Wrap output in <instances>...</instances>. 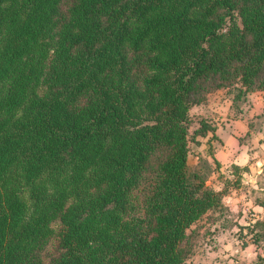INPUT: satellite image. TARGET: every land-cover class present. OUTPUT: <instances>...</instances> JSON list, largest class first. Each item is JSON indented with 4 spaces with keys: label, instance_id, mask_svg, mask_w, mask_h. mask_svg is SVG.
<instances>
[{
    "label": "trees",
    "instance_id": "1",
    "mask_svg": "<svg viewBox=\"0 0 264 264\" xmlns=\"http://www.w3.org/2000/svg\"><path fill=\"white\" fill-rule=\"evenodd\" d=\"M222 88L264 89V0H0V264H196Z\"/></svg>",
    "mask_w": 264,
    "mask_h": 264
},
{
    "label": "crops",
    "instance_id": "2",
    "mask_svg": "<svg viewBox=\"0 0 264 264\" xmlns=\"http://www.w3.org/2000/svg\"><path fill=\"white\" fill-rule=\"evenodd\" d=\"M247 98L246 103H235L228 89L222 88L197 105L200 120L216 128L202 138L195 163L207 155L214 167L208 184L224 191L227 209L222 219L211 224L214 247L200 251L198 264H253L259 255L264 257V241L256 244L250 231L264 219V89ZM206 142L214 145L211 153Z\"/></svg>",
    "mask_w": 264,
    "mask_h": 264
},
{
    "label": "rangeland",
    "instance_id": "3",
    "mask_svg": "<svg viewBox=\"0 0 264 264\" xmlns=\"http://www.w3.org/2000/svg\"><path fill=\"white\" fill-rule=\"evenodd\" d=\"M198 112H199V110H198V107L197 106H194L193 108H192V111H191V114H192V124H191V133H190V135H191V137H193L194 136V130H195V128H197V126L199 125V121H200V118H199V116H197L198 115ZM205 142V141H204ZM209 143L210 142H206V150H207V152L209 153H211L212 151H213V148H214V145H209ZM198 145H196V143L195 142H191V154H190V164L192 165V166H196L197 165V163H195V161H196V158H195V156L197 155L196 154V152L197 151H199L200 149H199V147H197ZM206 226H207V224H206ZM204 227V226H203ZM209 228L210 227H208L207 226V228L205 227V228H203V239H200V241H202L203 242V246H201V244L197 247V249L195 250V253L196 254H194V256H193V261L195 262V261H198L199 259H200V257H198V256H200V253L201 252H203L202 250H203V248L205 247L206 248V250L207 249H210L211 247H214V238L212 237V232L209 230ZM205 233V234H204ZM200 234H202V232H199V235ZM209 236H211L210 237V239L209 240H207V237L209 238ZM200 237V236H199ZM207 243V244H206ZM205 244H206V246H205ZM201 247V248H200ZM201 251V252H200ZM202 259V258H201ZM196 263V262H195ZM196 264H198V263H196Z\"/></svg>",
    "mask_w": 264,
    "mask_h": 264
}]
</instances>
